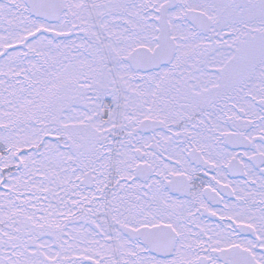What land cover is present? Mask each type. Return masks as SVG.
I'll return each mask as SVG.
<instances>
[{"label":"snow or ice","instance_id":"1","mask_svg":"<svg viewBox=\"0 0 264 264\" xmlns=\"http://www.w3.org/2000/svg\"><path fill=\"white\" fill-rule=\"evenodd\" d=\"M0 264H264V0H0Z\"/></svg>","mask_w":264,"mask_h":264}]
</instances>
